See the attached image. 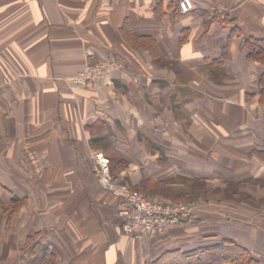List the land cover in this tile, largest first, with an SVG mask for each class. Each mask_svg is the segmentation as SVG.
I'll return each mask as SVG.
<instances>
[{"label": "crops", "instance_id": "obj_1", "mask_svg": "<svg viewBox=\"0 0 264 264\" xmlns=\"http://www.w3.org/2000/svg\"><path fill=\"white\" fill-rule=\"evenodd\" d=\"M180 1L0 0V201L24 202L0 221V264H26L19 249L31 233L55 247L48 264H141L150 247L162 250L151 252L155 261L205 245L195 220L152 245L121 234L96 155L126 186L163 182L173 196L198 169L214 168L217 183L264 180V64L249 61L243 45L264 38V0H192L184 13ZM149 39L154 48H141ZM101 62L115 65L104 79L70 83ZM227 161L235 178L223 174ZM212 227L264 264V243Z\"/></svg>", "mask_w": 264, "mask_h": 264}, {"label": "rangeland", "instance_id": "obj_2", "mask_svg": "<svg viewBox=\"0 0 264 264\" xmlns=\"http://www.w3.org/2000/svg\"><path fill=\"white\" fill-rule=\"evenodd\" d=\"M115 68V65H113V69ZM211 156V155H210ZM204 157V155H203ZM211 158L214 160L215 158H218V155H212ZM227 164V168L223 170V174L227 179L229 178H235V175L237 173V169H235V162H224ZM212 165V164H210ZM214 172L215 169L205 168V169H198L197 174L194 175L193 179H189V181H182L183 186L186 185V190H182L181 196L176 200L175 204H185L188 206H197L198 211L194 214V217L184 221L180 224H186L187 222H190L191 220H195L194 224L195 227L201 228L202 232L198 234L199 236H203V244L208 243H214L215 240L218 239H211V233L212 232V225L216 222L222 229L233 227L234 229H241V232H246V236H251L252 241H256L257 243L261 242L264 243V234H256L253 227H260L264 228V180L258 181V180H246L242 182H237L235 180H229L227 182H216L218 180H213L214 178ZM111 174V173H110ZM112 176V175H111ZM207 176L210 178L211 182H205L206 180L203 179ZM113 177V176H112ZM212 199L214 201H208L206 199ZM227 200H223V199ZM153 201H159V198L154 197L149 198ZM223 200V202L221 201ZM119 209V208H118ZM212 212V213H211ZM256 213L258 215L262 214V219L255 220L256 218H253V213ZM212 217H216L217 219L213 221ZM211 221H210V220ZM205 221H210L208 223H203ZM214 222V223H213ZM179 224H177L178 226ZM208 225V226H206ZM174 226V225H172ZM215 227V226H214ZM169 227H167L163 232L161 233H155L152 235H147L145 237H150L149 243L151 245L154 243L152 240H154V236L161 235L167 231ZM182 229H187V227H183ZM120 230H121V223H120ZM121 234L122 231H120ZM202 234V235H200ZM250 234V235H248ZM221 237V236H219ZM153 238V239H152ZM245 241V239H244ZM239 243V242H238ZM183 244V243H181ZM201 244V243H199ZM240 244V243H239ZM171 246H173V243H171ZM13 247V244H12ZM167 247V246H166ZM151 248V247H150ZM147 248L143 253V261H141V264H147L150 260L152 261V256L157 255L161 249L153 250L152 247ZM165 248V246L163 247ZM171 248V247H170ZM162 251V250H161ZM160 251V252H161ZM169 251V250H167ZM10 252V258L13 260L14 252L13 249L8 251ZM17 256V253H16ZM8 257V253H7ZM18 264V263H16ZM23 264V263H22ZM26 264H29V260H27ZM154 264V263H150Z\"/></svg>", "mask_w": 264, "mask_h": 264}, {"label": "trees", "instance_id": "obj_3", "mask_svg": "<svg viewBox=\"0 0 264 264\" xmlns=\"http://www.w3.org/2000/svg\"><path fill=\"white\" fill-rule=\"evenodd\" d=\"M236 31L237 29H234V32ZM243 45L246 50V58L249 61H258L264 64V38L249 36L245 38ZM141 48H149L152 50L154 48V43L150 40L149 45L145 43V46ZM216 63L222 66L223 58H218ZM259 85L261 87V97L264 101V69L259 78ZM262 158H264V156ZM110 173L112 174L111 170ZM112 176L117 179L120 184L126 185V183L119 180L113 174ZM163 184V182L155 184L148 181L140 188H136V190L141 192L143 188H146L147 190H143L144 192L142 191L145 193V197L153 199L157 197L159 198V202L176 203L177 198L181 196L183 191L173 196L172 193L169 194V191L164 188ZM130 188L133 189L132 187ZM161 198L164 200H161ZM23 203L24 202L19 199L12 198L10 204L5 206L0 201V221L3 216H6L7 222H10ZM39 238L40 235L38 233L27 235L19 249V253L29 260V264L51 263L49 261H52L57 253L55 247L51 243H42ZM211 239H216V242L208 243L188 251H182L180 249L167 251L160 255L154 261V264H260L257 256L251 250L239 244L235 239L223 236L219 237L218 235H211Z\"/></svg>", "mask_w": 264, "mask_h": 264}, {"label": "built area", "instance_id": "obj_4", "mask_svg": "<svg viewBox=\"0 0 264 264\" xmlns=\"http://www.w3.org/2000/svg\"><path fill=\"white\" fill-rule=\"evenodd\" d=\"M194 7L192 0H181L178 9L181 13ZM113 69V64L101 62L88 64L70 83L91 87L101 81ZM95 172L102 190L110 193L118 201V214L121 218V231L128 238H142L163 232L167 227L180 224L194 217L197 206L153 201L137 190L120 184L109 172L108 162L101 155L95 157Z\"/></svg>", "mask_w": 264, "mask_h": 264}]
</instances>
